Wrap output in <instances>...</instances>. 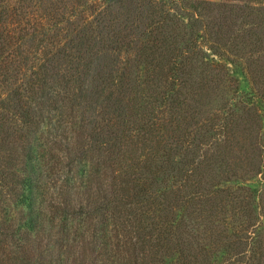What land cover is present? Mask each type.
Masks as SVG:
<instances>
[{"label":"trees","instance_id":"trees-1","mask_svg":"<svg viewBox=\"0 0 264 264\" xmlns=\"http://www.w3.org/2000/svg\"><path fill=\"white\" fill-rule=\"evenodd\" d=\"M36 1L0 0V264H264V37L254 31L264 6L61 0L62 11L47 15ZM117 3L145 13L144 29L121 28ZM67 11L125 50L123 70L106 87L139 119L119 142L99 145L106 153L85 187L101 203L89 211L73 204L67 183L58 202L43 204L62 150L39 133L33 104L48 95L62 54L83 58L63 48L92 38L57 39ZM223 57L242 69L247 90L217 61ZM58 83L63 97L52 101L72 110L70 83ZM65 122L56 131L80 140V127ZM107 125L118 128L112 119ZM95 210L111 235L104 227L94 234ZM81 216L91 238L69 231L70 218Z\"/></svg>","mask_w":264,"mask_h":264},{"label":"rangeland","instance_id":"rangeland-1","mask_svg":"<svg viewBox=\"0 0 264 264\" xmlns=\"http://www.w3.org/2000/svg\"><path fill=\"white\" fill-rule=\"evenodd\" d=\"M90 1L92 2V0ZM232 1L264 6V0ZM76 2H85L87 4L88 1L76 0ZM36 5L40 8L41 12L47 15L49 13L59 14V12L62 11L61 8H63L61 0H38L36 1ZM130 9L132 11H127L125 8L119 7L118 3L116 4L115 12H117L116 14L121 28L124 25H129L133 32L144 29L148 21L146 19L142 20L140 16L144 17L146 14L143 13V16L141 11L133 6ZM80 10H82V7ZM63 19L64 22L62 25L65 26V30L58 33L57 36V39L60 40L61 43H63V41L69 42L70 39H72L75 45L78 38L81 37L80 35L83 34L88 36L92 35V38L89 42L83 40L82 43L81 41L82 44L80 46L75 45L76 47L74 49L69 47L63 48L65 53L67 50H73L75 52L80 50V55L83 58H71L62 54V68L55 69V72L50 74L52 78L50 77V83H48L49 88H46V92H49L48 95L42 97L39 100L40 103L33 104L36 118L38 116L44 120H42L38 130L39 133L42 132L44 138L48 137L46 140L48 144L53 145V148L54 144L51 142L49 143V141H57L56 146H60L62 150L61 152L57 151L60 155L61 159L59 162L61 163L56 165L58 167L57 169L53 170L51 174H48L50 178L47 183H45V190L42 191L44 197L42 195L39 198L43 197V204L45 205L49 204L51 201L58 202L59 187L67 183L70 185L69 193L73 204L82 205L83 211H89L93 208L95 209L97 204L101 203V201H99L97 204H93L92 196L88 197L87 188L85 187L91 175L95 158L106 153L104 150H100L99 145L103 142H119L122 131H126L128 128L135 130L139 124V119L134 117L136 111L132 108L131 104L118 102L119 97L111 95L109 88L106 87L109 78H114L123 70L122 66L125 63L127 53L123 47H121L120 43L115 41V38H109L108 36L100 38L102 29L95 25L92 27L86 26L83 14H75L74 12L67 11ZM255 23L254 31L258 32L261 37H264V15H258L255 19ZM136 25L139 26L138 29H136ZM55 45H58V43ZM60 45L61 44H59V46ZM49 47L51 46L49 45ZM73 51L70 52L74 53ZM217 61L225 64L231 76L239 81L240 90L248 89V80L237 63L231 62L225 57L217 58ZM64 77L72 87L70 89V96L76 103L72 110L67 107V104L64 103L65 101L63 103L61 101L60 103L52 101V98L63 97V92H61L58 81L64 80ZM50 87H52V89H50ZM54 105H58L60 108L53 109ZM70 112H72L73 116H66V114ZM64 119L73 120L75 126L77 128L80 127L82 133L80 140L77 141L76 133L65 130L62 127L56 131L60 124H66V122L64 123ZM110 119L118 125V128H115V125H107ZM47 129L50 130V133H47ZM191 137L192 133L186 135V138L190 139ZM42 148H47V145H43L41 149ZM46 172L48 173L47 170ZM91 184L93 186V182ZM82 215L84 216V214ZM93 216L94 224H96L92 225V227H96L94 234L100 237L101 233L98 231V228L104 227L106 232H108L107 234L111 235L112 225L109 221L108 225L100 223L102 218L99 217V210H95ZM67 225L72 236H75L73 231L78 230L81 234L84 233L85 236L91 238V230L87 228L88 223L82 216L78 219L71 217ZM75 237L79 238V236Z\"/></svg>","mask_w":264,"mask_h":264}]
</instances>
